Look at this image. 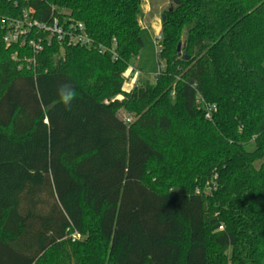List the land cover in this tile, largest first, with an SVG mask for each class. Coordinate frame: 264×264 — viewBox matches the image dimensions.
Returning a JSON list of instances; mask_svg holds the SVG:
<instances>
[{"label":"trees","instance_id":"obj_1","mask_svg":"<svg viewBox=\"0 0 264 264\" xmlns=\"http://www.w3.org/2000/svg\"><path fill=\"white\" fill-rule=\"evenodd\" d=\"M145 2L0 0V264H264V54L245 1L171 0L163 69L127 91ZM31 9L117 57L53 43L29 63L2 21ZM260 26L264 42V10Z\"/></svg>","mask_w":264,"mask_h":264},{"label":"built area","instance_id":"obj_2","mask_svg":"<svg viewBox=\"0 0 264 264\" xmlns=\"http://www.w3.org/2000/svg\"><path fill=\"white\" fill-rule=\"evenodd\" d=\"M35 11L29 10L24 12L21 18H7L3 19L2 23L6 28V35L4 41L8 47L13 45H19L21 48L29 47L33 52V57L28 60L29 63L36 64L37 57L41 54L47 46H51L53 43L60 45L62 49L80 47L85 49L98 50L100 54H105L108 51L117 57V42L113 41L112 49H108L102 44L96 42V40L89 34L86 25L83 22L73 21L69 18L60 19L58 17H52L50 20H38L35 17ZM162 34H159L156 38V44L159 47L158 53L161 51ZM15 59L16 57L13 56ZM163 66L160 67V72ZM136 71L134 68H129L125 74L126 81L130 75L133 78L135 75L132 73ZM130 72V73H129ZM137 81H139L140 71L136 72ZM137 81H134L136 83ZM136 87V84H134ZM124 121L130 123L131 117L124 116ZM223 230V227H220ZM74 240L80 239L81 236L77 233L74 234Z\"/></svg>","mask_w":264,"mask_h":264},{"label":"rangeland","instance_id":"obj_3","mask_svg":"<svg viewBox=\"0 0 264 264\" xmlns=\"http://www.w3.org/2000/svg\"><path fill=\"white\" fill-rule=\"evenodd\" d=\"M244 1L245 11L249 13L250 25L248 31L251 33L249 36H252L249 40L253 39L254 34L252 33L257 30L258 35H255L256 42L254 43L258 45L256 55L260 56L264 54V50H262L264 42L261 37V29H259V27H261L260 20L263 17L264 0ZM171 6V0H146L144 5L145 19L143 21V27L141 30V37L144 45L138 57L131 61L130 67L136 69V71L132 72H135V76L131 78L130 74L128 80L125 83V89L127 91L134 89V84H136L137 87H145L148 84L154 85L156 83V77L158 76L161 67L158 58L159 47L156 44V38L159 34H161L163 14ZM244 38L247 41V32L246 37ZM137 71L141 72L138 78L139 81H137ZM134 81L137 82L134 83ZM120 99H123V97H120ZM120 115L123 117L126 114L121 112ZM73 236L74 234L71 236V238L74 240Z\"/></svg>","mask_w":264,"mask_h":264},{"label":"clouds","instance_id":"obj_4","mask_svg":"<svg viewBox=\"0 0 264 264\" xmlns=\"http://www.w3.org/2000/svg\"><path fill=\"white\" fill-rule=\"evenodd\" d=\"M57 94L65 109L71 110L72 103L76 97V92L71 85L67 83L60 85L57 89Z\"/></svg>","mask_w":264,"mask_h":264},{"label":"water","instance_id":"obj_5","mask_svg":"<svg viewBox=\"0 0 264 264\" xmlns=\"http://www.w3.org/2000/svg\"><path fill=\"white\" fill-rule=\"evenodd\" d=\"M162 21H165V16H163ZM178 51H181V46L178 47ZM184 58L187 59V56L185 55Z\"/></svg>","mask_w":264,"mask_h":264},{"label":"crops","instance_id":"obj_6","mask_svg":"<svg viewBox=\"0 0 264 264\" xmlns=\"http://www.w3.org/2000/svg\"><path fill=\"white\" fill-rule=\"evenodd\" d=\"M161 31H162V27H161Z\"/></svg>","mask_w":264,"mask_h":264}]
</instances>
